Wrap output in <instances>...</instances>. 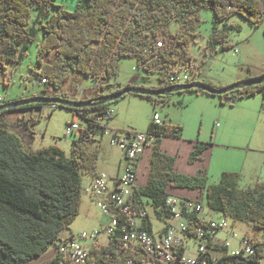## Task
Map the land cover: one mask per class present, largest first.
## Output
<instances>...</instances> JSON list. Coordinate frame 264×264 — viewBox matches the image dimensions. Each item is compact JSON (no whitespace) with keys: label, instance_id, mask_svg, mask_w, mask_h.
I'll use <instances>...</instances> for the list:
<instances>
[{"label":"trees","instance_id":"16d2710c","mask_svg":"<svg viewBox=\"0 0 264 264\" xmlns=\"http://www.w3.org/2000/svg\"><path fill=\"white\" fill-rule=\"evenodd\" d=\"M53 6L54 0H0V71L5 72L7 65L21 63L30 43L42 32L34 73L39 75L45 88L30 97L71 98L62 87L70 76L77 74L90 77L93 83L99 81L100 85L91 98H71L75 100L100 98L129 86L164 89L169 86L162 81L175 66L193 63L188 45L196 34L200 9L210 8L213 13L210 49L214 44H220L222 50L231 46L228 26H235L227 23L231 17L243 18L253 27L264 22V0H78L72 10L64 6L53 10ZM33 8L36 14L30 22ZM171 22L177 24L174 32L168 28ZM217 23L222 26L218 27ZM158 38L163 40V48H156ZM52 51L53 61H44ZM155 52L158 59L154 63L159 62L161 67L157 71L149 69L145 75L157 74L158 85L139 83L113 87L111 80L117 74L121 58L135 57L139 65L151 62ZM263 75L264 72L259 76ZM195 81L193 78L188 83ZM201 82L214 90L227 86L207 79ZM183 91L217 95L221 102L227 99L231 104L260 93L264 109V81L222 95L197 88ZM171 94L136 95L157 104L168 102ZM30 97L3 100L0 105ZM116 101L71 109L85 125L80 126V132L73 138L69 153L57 144L30 148L23 135L11 128L7 117L11 111L41 109L54 103L34 102L0 111V264H31L56 241L66 238L61 233L80 210L82 176L96 171L98 149H89L87 144L96 135H103L108 125L101 126L98 120L105 118L110 104ZM111 117L105 118V124ZM148 130L158 137L150 156L146 184L136 191L139 207L152 205L161 218L167 214L169 188L200 190L204 191L211 210L223 217L245 221L254 231L264 234V180L241 188L239 171L224 170L214 183L208 181L206 172L200 168L193 175L179 172L176 157L162 150L161 140L178 137L181 127L166 123L154 128L150 122ZM29 136H33L32 130ZM207 145L194 143L188 161L201 159ZM144 225L150 228L149 215ZM116 245L117 241H110L100 249L93 248L92 252L102 264H125L127 254ZM261 258H264V243H259L247 259L239 255L223 256L216 264L226 261L256 264Z\"/></svg>","mask_w":264,"mask_h":264},{"label":"rangeland","instance_id":"374dc122","mask_svg":"<svg viewBox=\"0 0 264 264\" xmlns=\"http://www.w3.org/2000/svg\"><path fill=\"white\" fill-rule=\"evenodd\" d=\"M78 0H54L55 6H64L72 10ZM33 8L31 21L35 17ZM228 24V41L231 46L222 50L220 44H214L213 49L209 44L214 21L210 8H202L196 20V34L191 38L188 51L193 57V63L199 71L200 79L206 78L216 85H229L237 81L242 73L248 71L257 73L264 68V22L259 27H253L247 20L240 17H231ZM218 27L222 23L216 24ZM177 27L175 22L169 24V30L174 32ZM42 40L40 31L36 39L30 43L23 61L15 66L7 65L6 71H0V98L10 101L17 96L30 97L41 93L45 85L38 74L34 73L38 47ZM234 48L237 49L235 52ZM54 52H50L44 61L51 62ZM135 57H123L118 61L117 74L112 78L113 87L122 86L129 80L137 78ZM139 79L143 85H158L157 74L142 75ZM201 81V80H200ZM80 83L85 93H91L90 88L94 83L90 77L77 74L70 76L63 85L62 91L71 98H82L76 95L75 84ZM104 91L108 92V89ZM47 92H50L48 89ZM86 95V94H85ZM68 98V99H71ZM1 103V101H0ZM57 105V104H56ZM113 111L112 117L107 120L108 129L103 135H96L94 140L88 142L89 149H98L99 157L96 168L101 172H112L117 167L120 149L110 144L112 131L118 132H145L155 111L170 126H180L178 137H163L161 148L167 154L176 157V167L184 174H195L200 168L206 172L208 181L217 182L222 171H239L242 175L240 187L246 188L255 182L264 180V110L261 107V94L257 93L235 100L232 104L219 96L183 91L172 93L166 103L154 104L152 101L139 95L129 93L110 104ZM26 122L29 123L28 131H33L34 141L32 148L57 144L69 153L75 135L66 134V125L74 121L81 127L84 120L71 109L64 107L34 108L26 110ZM16 112H8L11 128L22 134V129L15 119ZM21 116V114H20ZM35 120L32 122L31 120ZM194 143L208 144L202 152L201 159L189 162L188 157ZM150 148L146 151L149 154ZM147 160V159H146ZM147 167L140 175L138 184L142 187L148 174ZM83 185L87 182V174L82 176ZM169 195L194 197L198 194L206 204L204 192L191 191L187 188H169ZM80 210L68 228L61 236L69 237L82 231L102 229L107 221L101 210L87 198L84 193ZM149 219L154 227H160L162 220L156 215L152 205H146ZM208 215L220 218V214L205 207ZM228 228L219 232L229 251L239 249L238 240L244 236L263 238L262 232H256L245 221L234 220L226 217ZM39 262L34 259L32 264ZM256 264H264L261 258Z\"/></svg>","mask_w":264,"mask_h":264},{"label":"built area","instance_id":"2783aa9c","mask_svg":"<svg viewBox=\"0 0 264 264\" xmlns=\"http://www.w3.org/2000/svg\"><path fill=\"white\" fill-rule=\"evenodd\" d=\"M156 48H163L164 42L158 38ZM235 52L237 49L234 48ZM155 52L151 62H143L136 66L137 79H142L147 70L157 71L161 67ZM197 73L194 63L177 65L162 81L167 86L191 82ZM44 81V80H42ZM100 82L87 89L80 83L75 84L78 97L91 98ZM86 94V95H85ZM2 102L3 99L0 98ZM55 108L56 104H52ZM110 109L105 118L112 115ZM105 118L98 121L105 126ZM151 124L162 127L166 122L155 111ZM108 126H106L107 131ZM80 125L74 121L66 125L67 135H77ZM157 135L153 131L118 132L112 131L110 144L117 146L126 160L120 175L111 177L103 172L93 171L89 174V192L96 205L106 216L107 221L102 229L82 231L56 241L44 255L43 262L50 264H102L96 259L93 248L100 249L110 241H117L119 251L126 253L125 264H216L223 256L239 255L249 258L263 238L242 237L238 240L239 249L229 251L223 239L219 240V232L228 228L226 217L214 218L207 214L201 198L175 197L168 195L166 199L167 214L163 215L160 227H154L150 219V228L145 227L148 212L146 205L139 207L136 191L137 179L141 167L142 156L148 147L154 145ZM33 262V261H32ZM31 262V264H32ZM41 262H37L39 264ZM222 264H232L226 261Z\"/></svg>","mask_w":264,"mask_h":264},{"label":"water","instance_id":"95a60500","mask_svg":"<svg viewBox=\"0 0 264 264\" xmlns=\"http://www.w3.org/2000/svg\"><path fill=\"white\" fill-rule=\"evenodd\" d=\"M264 81V75L256 77L251 80L247 81H237L234 83H231L227 85L224 88L214 90L210 88L209 86L205 85L201 81H195L192 83H184V84H176L172 85L169 87H166L164 89H159V90H152V89H147V88H142L138 86H129L121 89L120 91L113 92L109 95L100 97V98H93V99H88V100H75V99H68V98H56V97H30V98H24V99H19L16 101L9 102L7 104H2L0 105V111H3L5 109H11L17 106L29 104V103H34V102H44V103H54L59 105L60 107H64L67 109H76V108H84V107H90L94 106L97 104H103V103H108L112 101H116L123 97L125 94L133 93V94H148L152 96H157V95H169L171 93L183 91L186 89L190 88H197V89H202L209 91L214 94H225L227 92L233 91L235 89H240L244 86L247 85H252V84H257L260 82Z\"/></svg>","mask_w":264,"mask_h":264},{"label":"crops","instance_id":"0c3cea01","mask_svg":"<svg viewBox=\"0 0 264 264\" xmlns=\"http://www.w3.org/2000/svg\"><path fill=\"white\" fill-rule=\"evenodd\" d=\"M212 50V49H211ZM264 72V68L261 70V71H259V72H257V73H253V72H250V71H248V72H246V73H242L241 74V76H239L238 77V79H237V81H241V80H244V79H246L247 77H256V76H259V75H261L262 73ZM201 77H200V75H199V71H197V73H196V75H195V80H197V81H200V80H202V79H206V78H202V79H200ZM146 80V79H145ZM237 81H235V82H237ZM140 83V80H138L137 78H133V79H131V80H129L126 84H130V85H134V84H139ZM234 83V82H233ZM126 84H124V85H126ZM121 86V85H120ZM123 86V85H122ZM104 92H106V91H104ZM18 97V96H17ZM16 97V98H17ZM15 99V98H14ZM261 107H262V105H261ZM262 109H263V107H262ZM264 110V109H263ZM12 112H16L15 113V119L17 120V124L19 125V127H21V131H22V135H23V137H24V140H25V143H26V145L27 146H29L30 148H32V145H33V139H34V136H29V131H28V126H29V123L28 122H26V112L24 111V110H16V111H12ZM157 112V111H156ZM158 113V112H157ZM20 114H21V116H20ZM159 114V113H158ZM165 121V120H164ZM151 122V121H150ZM166 122V121H165ZM147 131V130H146ZM161 145H162V140H161ZM39 148V147H38ZM148 148H150L151 149V151H150V153L149 154H147L146 153V151L148 150ZM146 150H145V152H144V154H143V156H142V161H141V167H140V170H139V174H138V179H137V185H138V187L140 188L141 186L138 184V181H139V178H140V175H142L143 174V172H144V167H147V161H148V170H149V160H150V156H151V153H152V149H153V146H151V147H148ZM32 149H36V148H32ZM121 151V150H120ZM147 159V160H146ZM125 165H126V160L124 159V157H123V154H122V152H120V154H119V156H118V160H117V167L115 168V170L114 171H112V172H108V174L107 173H105V174H107L108 176H111V177H114V176H117V175H120L121 173H122V171H123V169H124V167H125ZM96 171H98V172H101L99 169H97L96 168ZM104 173V172H103ZM188 175H193V174H188ZM147 177H148V174H147V176H146V179H145V182H144V184L143 185H145L146 184V181H147ZM89 183H90V176H89V174H87V182H86V184L85 185H83V193H84V195L87 197V198H89L92 202H93V197H92V195H91V193L89 192ZM143 187V186H142ZM191 191H199V192H201V193H203L204 191H200V190H195V189H190ZM83 193H82V195H83ZM197 196H199L198 194H196L194 197H190V198H198ZM182 197H189V196H186V195H184V196H182ZM81 201H82V199H81ZM82 203V202H81ZM219 240L221 241L222 240V237H219ZM44 255L45 254H43V255H41V256H39L38 258H36L39 262H43L44 261Z\"/></svg>","mask_w":264,"mask_h":264}]
</instances>
